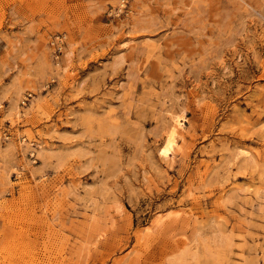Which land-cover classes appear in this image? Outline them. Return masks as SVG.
Instances as JSON below:
<instances>
[{
  "label": "rangeland",
  "instance_id": "obj_1",
  "mask_svg": "<svg viewBox=\"0 0 264 264\" xmlns=\"http://www.w3.org/2000/svg\"><path fill=\"white\" fill-rule=\"evenodd\" d=\"M0 264H264V0H0Z\"/></svg>",
  "mask_w": 264,
  "mask_h": 264
},
{
  "label": "bare ground",
  "instance_id": "obj_2",
  "mask_svg": "<svg viewBox=\"0 0 264 264\" xmlns=\"http://www.w3.org/2000/svg\"><path fill=\"white\" fill-rule=\"evenodd\" d=\"M181 117V116H180ZM184 117V116H182ZM185 127V126H184ZM183 129V122L181 119L177 118L174 119V124L170 128V131L168 133L167 144L166 147H164L161 151V154L165 157H169L170 151L174 146H178L179 140L181 141V130ZM184 130V129H183ZM184 132V131H183ZM179 148V147H177ZM172 152V151H171ZM173 156V155H172ZM176 156V155H175ZM164 157V158H165ZM170 158V157H169ZM172 161V160H171Z\"/></svg>",
  "mask_w": 264,
  "mask_h": 264
}]
</instances>
